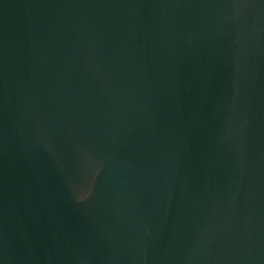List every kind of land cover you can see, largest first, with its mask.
Returning <instances> with one entry per match:
<instances>
[{
	"label": "water",
	"instance_id": "1",
	"mask_svg": "<svg viewBox=\"0 0 264 264\" xmlns=\"http://www.w3.org/2000/svg\"><path fill=\"white\" fill-rule=\"evenodd\" d=\"M0 264H264V0H0Z\"/></svg>",
	"mask_w": 264,
	"mask_h": 264
}]
</instances>
